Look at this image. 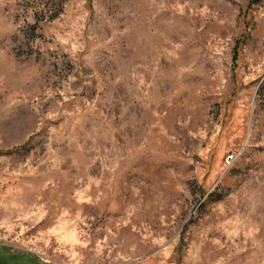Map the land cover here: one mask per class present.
I'll return each instance as SVG.
<instances>
[{
  "label": "rangeland",
  "instance_id": "1",
  "mask_svg": "<svg viewBox=\"0 0 264 264\" xmlns=\"http://www.w3.org/2000/svg\"><path fill=\"white\" fill-rule=\"evenodd\" d=\"M0 264H264V0H0Z\"/></svg>",
  "mask_w": 264,
  "mask_h": 264
},
{
  "label": "trees",
  "instance_id": "2",
  "mask_svg": "<svg viewBox=\"0 0 264 264\" xmlns=\"http://www.w3.org/2000/svg\"><path fill=\"white\" fill-rule=\"evenodd\" d=\"M240 43H241V40H238V43H237V47L236 48H238V46L240 45ZM236 58H237V54L235 53L234 59H236Z\"/></svg>",
  "mask_w": 264,
  "mask_h": 264
}]
</instances>
